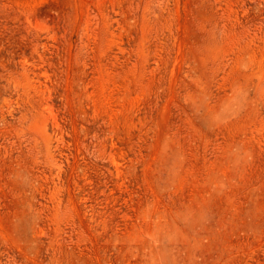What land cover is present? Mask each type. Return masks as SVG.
Listing matches in <instances>:
<instances>
[{
	"label": "rangeland",
	"instance_id": "1",
	"mask_svg": "<svg viewBox=\"0 0 264 264\" xmlns=\"http://www.w3.org/2000/svg\"><path fill=\"white\" fill-rule=\"evenodd\" d=\"M0 264H264V0H0Z\"/></svg>",
	"mask_w": 264,
	"mask_h": 264
}]
</instances>
